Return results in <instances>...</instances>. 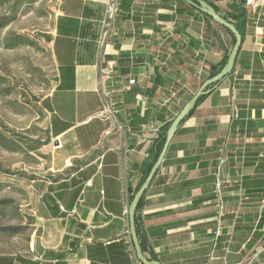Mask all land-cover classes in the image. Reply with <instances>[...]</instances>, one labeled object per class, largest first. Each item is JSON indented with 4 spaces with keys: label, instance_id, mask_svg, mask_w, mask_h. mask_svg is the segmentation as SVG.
I'll list each match as a JSON object with an SVG mask.
<instances>
[{
    "label": "crops",
    "instance_id": "1",
    "mask_svg": "<svg viewBox=\"0 0 264 264\" xmlns=\"http://www.w3.org/2000/svg\"><path fill=\"white\" fill-rule=\"evenodd\" d=\"M205 1L220 15L244 9ZM109 2H55L57 72L37 148L48 163L29 180L34 264H141L127 231L142 166L232 46L226 28L184 0H116L104 36ZM244 27L231 73L178 126L142 196L143 255L159 264H264V7L245 11ZM102 53L115 65L107 80Z\"/></svg>",
    "mask_w": 264,
    "mask_h": 264
},
{
    "label": "rangeland",
    "instance_id": "2",
    "mask_svg": "<svg viewBox=\"0 0 264 264\" xmlns=\"http://www.w3.org/2000/svg\"><path fill=\"white\" fill-rule=\"evenodd\" d=\"M55 2L0 0V257L18 264L40 261L29 180L48 163L37 148L48 139L41 99L57 72L48 40Z\"/></svg>",
    "mask_w": 264,
    "mask_h": 264
},
{
    "label": "water",
    "instance_id": "3",
    "mask_svg": "<svg viewBox=\"0 0 264 264\" xmlns=\"http://www.w3.org/2000/svg\"><path fill=\"white\" fill-rule=\"evenodd\" d=\"M184 1H186L191 6L197 8L199 11L206 14L212 20L219 23L224 28H226L228 31H230L234 37V42H233V44H232V46H231V48L227 54V59H226L224 65L222 66V68L220 69V71L216 75L209 77L202 82V84L199 86L197 91L184 104V106L181 108L179 113L174 117V119L170 123V125L166 131L165 141L162 145V148H161L155 162L153 163V165L151 166V168H150L149 172L147 173L145 179L143 180V182L141 183V185L138 187V189L135 191V193L133 194V196L131 198V201H130L129 206H128V231H129L130 238L132 241V245H133V248L135 251V255L141 264H159V262L157 260L147 259L146 257H144V255L142 253L141 247L139 245L138 237L136 234V229H135L134 209H135L137 203L139 202L140 198L143 196L145 190L149 186V184H150L153 176L155 175L157 169L159 168V166H160V164H161V162L165 156V153L167 151L168 145H169L176 129L180 125L181 121L194 108L197 100L201 96H203L207 93L206 88L209 85L213 84L214 82L219 81L220 79L225 78L227 75H229L231 73L233 66H234L235 59H236V55H237V52H238V49L240 47L241 40H242L241 35L237 31L234 24L230 21L225 20L220 14H218L214 10L213 6L210 5L208 2H206L205 0H184Z\"/></svg>",
    "mask_w": 264,
    "mask_h": 264
},
{
    "label": "trees",
    "instance_id": "4",
    "mask_svg": "<svg viewBox=\"0 0 264 264\" xmlns=\"http://www.w3.org/2000/svg\"><path fill=\"white\" fill-rule=\"evenodd\" d=\"M214 8V7H213ZM214 10L217 12V10L214 8ZM218 13V12H217ZM225 20L230 21L234 24V26L236 27L237 31L240 33L241 35V39L243 38L244 35V24H245V10L241 7H235V11L234 13H230L229 15H221ZM209 17V16H208ZM5 25V23H2L0 25V27H3ZM227 30V29H226ZM228 31V30H227ZM231 36H232V44L234 42V37L232 35V33L230 31H228ZM227 59V55H225L223 61L221 62V64L218 67H213L209 77H212L214 75H216L220 69L222 68V66L224 65L225 61ZM222 79H220L217 82H214L213 84L209 85L206 90L207 92H209L211 89H213L215 86H217ZM205 95L201 96L194 108L197 106V104L200 102V100L204 97ZM194 108L190 111V113L181 121V123L191 114V112L194 110ZM180 123V124H181ZM170 125V124H169ZM169 125L164 129V131L158 136V138L155 140L154 145H153V149L150 152V155L148 157V159L144 162L143 166H142V176L140 179V182L138 184V186L136 187L135 191L138 189V187L141 185V183L143 182V180L145 179L147 173L149 172L151 166L153 165V163L155 162L161 148L162 145L165 141L166 138V131L169 127ZM135 191L132 193L131 198L133 196V194L135 193ZM1 204V202H0ZM142 205V197L140 198L139 202L137 203L135 209H134V223H135V229H136V234L138 237V241H139V245L141 247L142 253L146 252L148 250L147 245L145 243L144 237H142V235L140 234V222H139V216H138V210ZM4 230H9V228H5ZM149 260H155V257L153 255H150ZM0 264H18L14 261V259L9 258V257H0Z\"/></svg>",
    "mask_w": 264,
    "mask_h": 264
},
{
    "label": "built area",
    "instance_id": "5",
    "mask_svg": "<svg viewBox=\"0 0 264 264\" xmlns=\"http://www.w3.org/2000/svg\"><path fill=\"white\" fill-rule=\"evenodd\" d=\"M243 6L246 11V13H256L260 9L264 7V0H243ZM117 11V2L116 0H110L108 8L106 10V23H105V29L103 32V35L106 36L109 33V26L113 24L114 18H115V13ZM114 62L106 60L104 53L101 54V65L98 69V74L99 78L101 80H107L108 78L111 77L113 71H114ZM134 80L130 79L129 84H133ZM102 95L105 100V106L108 107L110 102H109V97H110V91L108 90H102ZM233 117H237V113H233ZM121 128V127H119ZM222 162V158L219 159V163ZM264 201V200H263ZM62 209V207H61ZM224 211L222 201L219 199L218 203V218L222 216ZM75 209L71 211V213H74ZM129 232V231H127ZM220 233V228L218 227L216 229V234L218 235Z\"/></svg>",
    "mask_w": 264,
    "mask_h": 264
}]
</instances>
